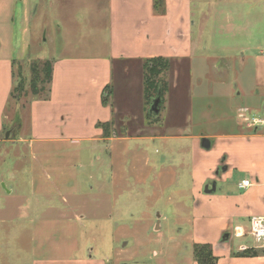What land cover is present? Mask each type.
Returning a JSON list of instances; mask_svg holds the SVG:
<instances>
[{
  "label": "crops",
  "instance_id": "0c3cea01",
  "mask_svg": "<svg viewBox=\"0 0 264 264\" xmlns=\"http://www.w3.org/2000/svg\"><path fill=\"white\" fill-rule=\"evenodd\" d=\"M4 1L0 0V17ZM33 2H15L13 24L16 27L18 6L21 30L17 40L13 30L11 54H6L4 26L0 28V63H11L13 80L14 57L26 60L30 55L27 22L33 16ZM46 2L56 26L52 34L46 31L50 53L44 61L51 62L52 76L45 97L34 98L46 111L42 118L33 119L26 137V122L17 104L14 115L0 118V141L6 131L16 129L20 138L14 141L89 143L97 146L99 163L111 168L124 155L127 142L160 144L164 169L158 183L164 200L178 211L176 234L164 228L168 217L161 212L145 243L138 237L128 241V234L117 231V241L123 244L115 246L110 264H198L195 244L211 245L217 264H264V255L237 256L243 247H263L250 236L234 234L236 227L248 231L252 217L264 216V133L247 127L252 119L264 117V0H163L161 10L155 9V0H75L69 7L58 6L60 0ZM86 2L89 10L81 11ZM155 57L171 60L166 77L169 90L157 113L148 110L145 99L144 65ZM236 61L254 66L250 90L229 89L228 76ZM181 78L193 87L188 92L190 115L174 123L169 95ZM7 93L2 108L9 106L12 90ZM134 96L138 98L136 110L131 101ZM194 100L199 101L196 108ZM42 120L43 127L38 125ZM106 124L108 132L103 128ZM204 139L211 142L210 150L202 146ZM218 143L226 157L220 162L216 156L206 163L208 155L203 152L212 151ZM136 159L138 174L156 160L145 150ZM187 167L188 176H184L179 169ZM112 169L111 189L118 180ZM183 177L190 180L186 186L181 185ZM245 179L252 183L246 189L240 186ZM96 187L101 195L106 186L98 182ZM34 197L35 191L26 194L15 187L0 193V224L27 223L30 239V226H35L36 208L30 203ZM62 201L65 206L70 202ZM75 220L82 221V217ZM87 257L77 263L97 264L93 253ZM32 264H39L36 258Z\"/></svg>",
  "mask_w": 264,
  "mask_h": 264
},
{
  "label": "rangeland",
  "instance_id": "374dc122",
  "mask_svg": "<svg viewBox=\"0 0 264 264\" xmlns=\"http://www.w3.org/2000/svg\"><path fill=\"white\" fill-rule=\"evenodd\" d=\"M33 1L35 6L33 16L27 22V38L31 48L29 58L23 60L14 57V80L11 63L9 61L5 65L0 63V118L5 115H14V109L18 104L21 119L26 122L23 132L26 137L31 134L30 127L33 119L42 118L46 111L43 103H35L37 100L34 98H44L45 94L33 95L31 82L35 74L31 67L36 64L39 77L43 79V62L50 53V47L46 43V31L52 34L56 27L52 22L54 12L50 10L48 2L46 0ZM60 1L58 6L68 5L69 7L75 0ZM4 2L5 11L0 17L3 21H0L2 23L0 28L3 29L2 25L4 26L6 54H11L13 30H16V40L21 30L20 7L17 6L16 27H14L13 12L16 0H5ZM75 4L76 2L73 5ZM87 5L88 2L84 4L85 7L81 11L87 12L89 10ZM253 71L254 66L251 63L241 66L236 61L234 71L228 76L229 89L236 93L239 92L240 86L243 90L248 88L250 90ZM261 74L264 77V70ZM230 78L235 81L232 82ZM168 81L172 83L171 76ZM179 81L178 87H172L169 95L172 110L170 121L174 123L185 121L190 115L191 107L188 92L193 88L192 84L184 78ZM45 87L47 88V85ZM9 89L12 90V94L16 89L15 94L11 95L9 106L2 108V102ZM131 101L135 104L133 110H136L138 98L134 96ZM151 104H148V110H151ZM194 106L195 108L199 106L198 100H194ZM257 119L264 121V117ZM18 120L19 117H17ZM38 125L43 127V120ZM14 130L16 129L11 131ZM41 130L44 132L43 129ZM19 138L18 132L15 137L10 135L6 139L5 134L1 137L0 193H5L8 188L12 187L26 194L30 190L35 191V201L32 198L30 201L31 205L36 208L35 214L33 213L35 226H30L31 238L28 239L27 223L21 222L7 225V227L0 224V264H32L35 258L39 264H44L42 262L78 264L77 261L88 258V253H93L97 264L100 261L103 264H110L108 260L113 258L115 246L120 245L121 247L123 244L117 241L119 237L116 232L128 234V241L132 237H138L145 243L150 236L148 230L150 229L149 232L154 231L158 223L160 212L168 217V221L163 223L164 228L176 234L178 211L164 200L158 183L161 170L164 169L160 166V154L163 153L160 144L144 145L130 141L126 143L127 150L124 151L120 147L124 155L116 159L112 167L118 174L117 190L114 194L112 189L115 191L116 188L109 187L113 169L107 164L99 163L97 157L101 154L96 145L72 142L43 144L14 141ZM221 148L218 143L212 151L203 152L208 155L204 161L212 162L216 156L219 157L220 162L223 161L226 153L221 154ZM143 150L156 160L148 169L141 170V174H138L135 172V168L139 165L136 157ZM104 154L108 158L109 149L105 150ZM169 166V163L166 164V167ZM103 170L106 173L100 178L99 173ZM179 170L184 173V176H188V167ZM189 181L187 177H183L181 185L186 186ZM98 182L106 186L102 187L101 195L97 194ZM33 189L35 190L32 191ZM62 198L70 201L67 206ZM184 200L189 202V197L185 196ZM76 216L82 217V221L75 220ZM8 218L11 217L8 216ZM34 227L35 235H32ZM233 243L235 244L236 240ZM149 264H154V262L150 261Z\"/></svg>",
  "mask_w": 264,
  "mask_h": 264
},
{
  "label": "trees",
  "instance_id": "16d2710c",
  "mask_svg": "<svg viewBox=\"0 0 264 264\" xmlns=\"http://www.w3.org/2000/svg\"><path fill=\"white\" fill-rule=\"evenodd\" d=\"M163 0H155V9L161 10ZM145 99L147 104H151L154 98L158 96L164 101V97L169 90L167 82V74L171 68V60L165 57H155L148 59L145 62ZM35 74L31 82V89L34 96L39 93H46L48 86L51 83L52 64L50 61L43 62L44 75L43 79L39 77L36 64L32 65ZM32 69V70H33ZM47 85V88L45 87ZM40 87V89H39ZM16 90V89H15ZM14 93L12 95L15 94ZM151 116V114H150ZM103 128L108 132V125H103ZM194 257L198 264H217L218 258L214 255L212 246L209 244H195L193 246ZM241 257H256L264 255L263 248H248L236 254Z\"/></svg>",
  "mask_w": 264,
  "mask_h": 264
},
{
  "label": "built area",
  "instance_id": "2783aa9c",
  "mask_svg": "<svg viewBox=\"0 0 264 264\" xmlns=\"http://www.w3.org/2000/svg\"><path fill=\"white\" fill-rule=\"evenodd\" d=\"M247 127L255 131L262 130L264 133V121L263 120L254 118L247 123ZM240 186L246 189L252 186V183L250 180L245 179L241 182ZM234 234L236 237H240V238L250 236L259 245L264 247V216L252 217L250 220V226H249L248 231L243 230L241 227H236ZM244 250H246L245 247H243V251Z\"/></svg>",
  "mask_w": 264,
  "mask_h": 264
},
{
  "label": "water",
  "instance_id": "95a60500",
  "mask_svg": "<svg viewBox=\"0 0 264 264\" xmlns=\"http://www.w3.org/2000/svg\"><path fill=\"white\" fill-rule=\"evenodd\" d=\"M161 104H162L161 97L158 96L154 100V103H153V106L151 108V111L157 113L159 111V106H161ZM17 132H18L17 130H14V131L8 130V131H6L5 138L8 139L10 137V135H12L13 137H15L17 135ZM202 146L205 149L210 150L211 149V142L209 140H207V139H204L203 142H202ZM215 189H216V186L214 184L213 185V191H215Z\"/></svg>",
  "mask_w": 264,
  "mask_h": 264
}]
</instances>
